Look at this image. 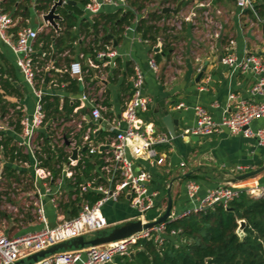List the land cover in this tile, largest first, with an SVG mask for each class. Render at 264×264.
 <instances>
[{
    "label": "built area",
    "instance_id": "1",
    "mask_svg": "<svg viewBox=\"0 0 264 264\" xmlns=\"http://www.w3.org/2000/svg\"><path fill=\"white\" fill-rule=\"evenodd\" d=\"M191 1L188 13H182V7L177 15L171 13L170 17L150 22L159 27L154 40L143 37L138 28L141 20L148 19L152 11L163 13L164 6L175 7L176 4L167 3L148 11L145 6L139 9L132 0H88L82 10L85 18L86 13L96 16L107 6L119 10L121 14L130 11L134 17L125 26L122 36L131 43L148 44L152 51L147 58L148 67L158 72L160 66L155 54L159 52L154 48L160 46L162 52L167 34L180 33L185 23L200 27L210 40L223 38L225 25L221 19L222 10L216 8L213 0ZM234 2L238 17L252 12L263 31L264 16L259 14L255 1ZM68 3L69 0H62L61 7ZM184 3H189V0H184ZM33 6L35 8L36 2ZM197 9L200 10V19L196 18ZM45 13L41 12L42 18ZM17 23V18L3 11L0 0V38L12 49L16 66L34 97L31 112L23 97L9 96L8 99L16 105L9 107L8 111L0 107V179L6 174L2 161L10 163V155L5 154L1 142L12 137V143L16 145L12 165L21 182L26 180L29 186L27 196L30 203L35 204L36 217L42 226L14 236L0 230V264H16L19 259L52 245L112 227L114 223L103 211L109 202L123 200L127 203L135 211L129 220H141L143 223L156 220L166 209L167 190L171 186L166 184L162 190L154 188V174L142 163L169 165L168 153L162 146L171 145L177 137L176 133L157 131L154 122L147 118L152 97L145 92L146 76L132 56L129 97L120 112L106 103L107 84L112 72L120 67L122 58L113 39L105 47L92 43L90 52H82L79 57L59 66V58L70 55L69 50L57 53L54 43L45 49L38 41L41 32L54 27L43 19L37 27L23 25L14 30ZM60 28L59 24L58 30ZM222 61L234 71L257 75L249 91L252 96H260L263 100L251 101L237 93H230V108L220 120H216L206 106L196 104L193 106L196 123L187 128L185 134L211 136L228 129L233 134L254 138L264 147V124L256 129L251 127L252 121L264 118V57L260 52L247 49L238 52L236 40L230 38L224 46ZM57 73H68L81 86L77 93H68V107L65 105L66 96L59 90L66 83L58 82ZM19 86L24 95L20 81ZM54 96L60 99L58 106L48 107V99L52 100ZM177 107H185V104L180 103ZM185 165L184 161L180 162L181 167ZM23 175L25 178H20ZM242 189L245 188L225 183L208 188L204 195H200V183L187 178L186 195L191 206L182 212L172 209L167 221L119 240L65 250L31 264H106L113 262L116 255L131 256L133 245L139 240L154 239L161 244L168 233V222L191 212L205 211L218 203L227 206ZM91 193L98 195L94 201L86 196ZM249 194L257 196L259 192ZM71 202L79 203V211L74 216H69L62 206V203ZM46 204L52 205L55 211L53 221L47 215ZM152 210L155 214L148 217ZM170 233L177 235L179 231L174 229Z\"/></svg>",
    "mask_w": 264,
    "mask_h": 264
},
{
    "label": "crops",
    "instance_id": "2",
    "mask_svg": "<svg viewBox=\"0 0 264 264\" xmlns=\"http://www.w3.org/2000/svg\"><path fill=\"white\" fill-rule=\"evenodd\" d=\"M35 2L36 0L32 4ZM189 3L183 4L182 13H188L191 10L192 1ZM213 4L216 5V8H220L224 14L225 27L222 40L201 38L197 41L194 38L193 29L199 30L201 28L191 23H185L179 34L180 40L177 42L184 44V51L181 55L183 58H179L178 61L173 59V53L176 51L173 47L170 56L162 54L160 61L156 59L160 66L158 72H153L148 67L147 58L152 53L148 44L131 43L124 36L119 39L120 34L114 36L117 41L116 47L122 54V58L120 67L112 72L107 84L106 103L114 111L120 112L125 100L129 97V74L127 73L126 63L131 61L132 56L139 63L146 76L145 92L152 97L149 111L146 113L147 118L154 122L157 131H165L157 121L155 112V110L163 108L161 101H164L172 118L176 119V124H173L174 133L177 134L176 139L171 145L162 146V149L168 153L167 161L170 164L151 166L148 163H142L154 174L152 185L154 188L162 190L166 187V184L171 186L175 212H182L191 206L186 195L187 178L196 179L200 183V195H204L208 188L225 183H230L239 188L251 183L264 187V147L260 146L256 139L241 134H233L228 129L211 136L185 134V130L196 123L193 110V106L196 104L206 106L215 119L220 120L225 111L230 108L228 98L230 93H237L251 101L260 102L263 100L260 96H252L249 91L256 81L257 75L252 72L234 71L223 63L222 54L227 40L232 38L237 42L238 52L242 53L247 49L260 52L264 57V29L262 34L258 35L256 30L259 26L258 23L248 17L247 23L243 24L244 27H248L245 31L238 17V9L235 10L234 0H213ZM232 4L235 7H232ZM35 10L37 13L39 12L36 8ZM197 10L196 16L199 15L200 11ZM39 16L41 17V12H39ZM20 19H18V22L22 20ZM81 19H85V17L82 16ZM28 20L26 22L30 23V20ZM29 23L27 25L32 27L38 26ZM49 30L50 28L46 29V31ZM82 34L85 33L79 34V39L71 43V46L75 44L84 46ZM89 42V40L86 42L85 47L88 46ZM3 44L5 47L3 45L0 52L14 65L19 82L22 75L16 66L15 55L8 44L4 41ZM61 57L58 60V65L64 66L68 61ZM73 58L77 57L72 56L70 60ZM130 66H132V62ZM200 72H202L201 76H199ZM116 81L123 83L122 89H114ZM111 82H113V87L108 90V85ZM180 103H184L185 107L178 108L177 106ZM263 124L264 118H259L252 121L251 127L256 129ZM181 161L186 163L184 167L180 166ZM239 166H242V168H238ZM167 169H169L168 172ZM252 171H257V173L248 178L231 182L232 178ZM187 173H190V176L183 177ZM256 190L261 192L258 187ZM124 204L127 205V203H110L104 207V213L106 209L105 216L111 223H122L132 217L129 206L125 207ZM49 205L47 204V207ZM48 217L51 221L55 219L51 215Z\"/></svg>",
    "mask_w": 264,
    "mask_h": 264
},
{
    "label": "trees",
    "instance_id": "3",
    "mask_svg": "<svg viewBox=\"0 0 264 264\" xmlns=\"http://www.w3.org/2000/svg\"><path fill=\"white\" fill-rule=\"evenodd\" d=\"M54 1L36 0L35 8L39 12H47ZM74 1H76L75 4L68 3L58 8V12L63 17L59 21L60 30L56 31L51 28L49 31L40 33L38 41L42 43L43 48L46 49L54 43L57 53H64L66 50L72 52L74 46H71V43L79 39V34L85 33L87 36H93L87 47L81 46V50L88 53L93 49L92 43L99 47H105L111 43L112 38L108 37V34L113 36L120 34V39L125 26L134 17L130 11L121 14L119 10H115L94 16L92 22L85 18L80 19L78 23L77 17L83 16L82 5L88 0H81L82 4H78L79 0ZM254 1L259 14L264 16V0ZM132 2L139 9L144 7L141 0H132ZM177 2L178 0H162L161 5ZM30 3L31 0H1L4 12L11 14L14 18L22 19L14 30H17L25 19L29 18ZM250 14L252 15V12ZM170 16L171 13L163 14L152 11L149 18L142 19L138 27L143 37L156 39L155 35L159 27L150 22ZM169 38L170 36L167 35L162 52L155 54L158 61L161 60L162 54L170 56L173 51ZM63 59L70 61L67 56ZM126 64L127 73L130 75L132 73L131 61ZM57 79L60 84L66 83L64 87H59V90L66 96L65 105L68 107V93H77L81 90V86L68 73H57ZM122 86H124L123 83ZM9 96L21 99L23 93L14 65L0 52V107L3 111H8L9 107L16 105V102L8 99ZM59 102V97L54 96L52 100L48 99L47 106H58ZM1 144H3L5 154L10 155V163L3 166V171L17 176L16 169L12 165L16 157V145L12 143V137L6 138ZM86 196L91 201L98 197L97 194L92 193ZM78 204L62 203V206L69 216H74L79 211ZM242 219L246 221V225L243 235H240L237 229ZM174 229L179 231L177 235H171L170 232ZM167 231L166 238L161 244L156 243L154 239L139 240L133 245L134 257L116 255L113 262L106 264H264V192L254 196L242 189L227 206L218 203L205 211L191 212L168 222Z\"/></svg>",
    "mask_w": 264,
    "mask_h": 264
},
{
    "label": "rangeland",
    "instance_id": "4",
    "mask_svg": "<svg viewBox=\"0 0 264 264\" xmlns=\"http://www.w3.org/2000/svg\"><path fill=\"white\" fill-rule=\"evenodd\" d=\"M34 1L35 0H31V3L29 5V18L25 19V21H24V23H22V25H27L29 23V22H26L28 19L30 20L29 24L34 23V24L39 25L43 22L42 18L39 16V12L37 13L35 8L33 7L32 2H34ZM141 1L144 3V6L148 9V11H150V10H154L159 5H161L162 0H141ZM190 1L191 0H189V2ZM78 4H82L81 0H79ZM231 6L235 7L234 4H232ZM235 10H237V7L235 8ZM112 11H115L114 8L107 6L98 15L107 14V13L112 12ZM98 15H96V16H98ZM86 17H87L89 22L93 21L94 16H91L89 13H86ZM223 17H224V14H222L221 19H222V21L225 22ZM239 17H240V23L242 25L246 24L247 20L249 18H251L252 20L257 22V20L251 14H247L244 17H241V16H239ZM19 18L20 17H17V19H19ZM77 18H78L77 22L79 23L81 18H80V16H78ZM196 18H199V15H197ZM247 28L248 27H244V25H243V29L245 31ZM256 30L258 31V35H261L263 32L261 25H259ZM179 34L180 33H177L174 35L173 34H167V35H170L169 41L174 43V45H172V46L175 47L176 51H175V53H173V56H174L173 59L176 61H178L179 58H181V59L183 58V56H181V55L184 51V44H181L180 42L177 43L180 40ZM193 34H194L195 40H197V41H199V39H201V38H204V39L208 38L203 33L202 29L198 30V29L194 28ZM176 35H178V36H176ZM82 36L84 37V43L85 44L88 40L90 41L93 38V36H87L85 34H82ZM85 44H83V45L85 46ZM3 45H4L3 41L0 38V48L3 47ZM4 47H5V45H4ZM73 48H74L73 51L72 52L70 51V55H68V57H70V58L72 56L78 57L79 53L82 51L81 46L78 44H75ZM19 81L23 85V90H24V95H23L24 101L23 102L28 104V106L30 107L29 111L31 112L32 111V104H33V100H34L32 89L26 83H24V80L22 77H20ZM112 87H113V82H111L110 85H108V90H110ZM116 88H118L119 90L122 89L121 82L116 81V85H115L114 89H116ZM5 163H6V161L3 160L2 166L6 165ZM23 177L25 178V175H23L20 178H23ZM257 187L260 189H264L263 186L260 187L259 185H255L252 183L247 184L246 186H244L242 188L248 189L250 192H253L251 190L253 188L257 189ZM29 190L30 189H29V186L27 185L26 180L24 182H21V180L18 178V176H13V175L6 173L3 175L2 179H0V230H2L4 233H6L9 236H14L16 234L29 232L31 230H35V229H38L39 227H41V224L36 217L35 204L30 203L29 198L27 196V192ZM252 195L256 196V194H252ZM258 195H261V192H259V194H257V196ZM110 203H115V202H109L108 204H110ZM118 203H123V200L119 201ZM124 205H125V207L128 206L126 204H124ZM51 206L49 205L47 207V204H46L47 215L48 216L51 215L52 217H55V215H56L55 211ZM129 209L128 210H129L130 214H132V215L135 214V211L133 209H131L130 207H129ZM113 212L115 213V211H113ZM105 213H106V209H105ZM154 214H155V211L152 210L149 212L148 217H152Z\"/></svg>",
    "mask_w": 264,
    "mask_h": 264
},
{
    "label": "water",
    "instance_id": "5",
    "mask_svg": "<svg viewBox=\"0 0 264 264\" xmlns=\"http://www.w3.org/2000/svg\"><path fill=\"white\" fill-rule=\"evenodd\" d=\"M69 3L75 4L76 1L69 0ZM184 0H178L175 7L172 6H164L162 9V12L164 14L172 13L174 15H177L183 6ZM62 6V0H55L52 7L43 15V19L46 22H49L54 28L57 30L59 29L58 20H61L63 17L58 12V8ZM108 37L112 38L114 40V45H117V41L114 39V36L112 34H108ZM156 52H160V46H157L154 48ZM202 75V72H200L199 76ZM162 109L155 110L156 112V119L161 124L163 129L167 132H175L173 124H176V119L172 118V115L168 109L167 106H165L164 101H161ZM75 157V155H74ZM257 173V171H252L249 173H244L242 175H239L238 177L232 178L231 182H236L238 179H245L250 176H253ZM190 176V173H187L183 177ZM168 202L165 211L154 221H150L148 223H143L141 220H127L122 223H116L112 227L108 229H103L96 231L90 236H78L72 239H69L67 241L55 244L50 246L47 249L37 251L35 253H32L24 258H21L17 261L16 264H31L33 262H36L42 258H45L51 254L62 252L65 250L70 249H81L86 248L90 246H97L101 244H106L115 240H119L122 238H125L135 232H138L142 229L153 227L156 224L165 222L168 220L169 216L172 213L173 209V198L171 194V188L168 189ZM54 224H52L53 226ZM246 225V221L244 219L239 221V227L237 229V232L240 235H243V229ZM131 257H134V253H131Z\"/></svg>",
    "mask_w": 264,
    "mask_h": 264
},
{
    "label": "bare ground",
    "instance_id": "6",
    "mask_svg": "<svg viewBox=\"0 0 264 264\" xmlns=\"http://www.w3.org/2000/svg\"><path fill=\"white\" fill-rule=\"evenodd\" d=\"M252 193H258L259 192V190H256V188H254V189H252Z\"/></svg>",
    "mask_w": 264,
    "mask_h": 264
}]
</instances>
